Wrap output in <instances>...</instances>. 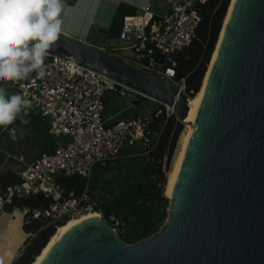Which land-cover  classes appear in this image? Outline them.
<instances>
[{"label": "water", "instance_id": "1", "mask_svg": "<svg viewBox=\"0 0 264 264\" xmlns=\"http://www.w3.org/2000/svg\"><path fill=\"white\" fill-rule=\"evenodd\" d=\"M232 1L192 124L191 99L175 83L60 34L50 54L96 69L132 99L142 96L174 110L166 175L181 135L194 126L158 233L129 245L102 216L88 219L65 233L41 264H264V0H235L224 29ZM164 59L156 56L155 70ZM17 122L8 135L14 142L24 132Z\"/></svg>", "mask_w": 264, "mask_h": 264}, {"label": "built area", "instance_id": "2", "mask_svg": "<svg viewBox=\"0 0 264 264\" xmlns=\"http://www.w3.org/2000/svg\"><path fill=\"white\" fill-rule=\"evenodd\" d=\"M205 3L206 0H189L176 4L170 14L161 18L155 17L150 7L126 17L120 39L128 45L120 50L130 52V56L117 55L118 49L109 54L129 65L149 69L186 92V81L176 80L179 61L174 58L177 54L181 57L197 38L202 18L196 6ZM158 54L165 59L161 69L155 70ZM147 59L150 60L148 66L144 64ZM45 73L42 79L33 72L24 80L0 83V88H12L28 101L16 121L38 112L49 121V135L65 143L51 153H42L24 167L19 182L0 193V212L14 200L42 196L52 204L48 209L35 210L33 218L49 220L57 232L68 221L96 212L87 191L80 197L72 194L66 197L58 178L81 177L89 181L97 165L116 161L126 148L133 149L139 144L142 150L139 156H150L161 139L160 133L152 131V124L163 111L157 110L152 118L121 120L108 126L104 118L105 98L110 93L126 96L118 89L120 84L67 55L49 54L45 59ZM163 108L168 119L175 117L172 108ZM14 123L4 127L2 132L14 135ZM109 221L112 227L120 223L115 217H110Z\"/></svg>", "mask_w": 264, "mask_h": 264}, {"label": "trees", "instance_id": "3", "mask_svg": "<svg viewBox=\"0 0 264 264\" xmlns=\"http://www.w3.org/2000/svg\"><path fill=\"white\" fill-rule=\"evenodd\" d=\"M230 3L231 0H206L204 5L196 6L202 21L197 38L179 59L176 78L177 81H186V93L190 99L200 93ZM162 109V114L154 118L152 124V131L161 134L160 143L150 156L127 155L124 150L118 160L97 165L89 181L81 177L62 176L57 180L66 197L70 194L80 197L87 191L96 212L107 223L110 224V217L118 219L120 223L115 228L121 240L129 245L158 233L168 217L170 201L165 196L168 184L163 164L176 119H168L165 109ZM155 114L152 112L153 117ZM19 179L14 172L0 175V193L19 182ZM51 204V200L34 196L14 200L4 210L9 213L14 209L26 211L24 232L32 236L24 243L13 264H34L56 234V228L49 220L33 218L35 210L48 209Z\"/></svg>", "mask_w": 264, "mask_h": 264}, {"label": "crops", "instance_id": "4", "mask_svg": "<svg viewBox=\"0 0 264 264\" xmlns=\"http://www.w3.org/2000/svg\"><path fill=\"white\" fill-rule=\"evenodd\" d=\"M188 1L62 0L61 33L81 40L86 44L104 49L108 53L118 49L117 55L129 57L130 52L120 50L128 45L120 39V31L126 17L137 14L145 7H150L155 17H165L170 14L174 5L184 4ZM0 89L7 95L18 94L9 87ZM112 94L123 98L117 93ZM112 94H108L105 98L104 118L108 126L114 125L121 120L152 118L153 109L147 111L141 108V104H133V102L140 100L139 97L132 99V104H127L124 107L125 103L117 104V97H115L116 95L112 97ZM139 102L141 103V101ZM148 113L151 117L148 116ZM22 120H27L28 123L25 124ZM17 123L24 131L23 137L18 142L10 140L7 133L3 134L2 132L4 127H0V175L6 172H14L19 177L24 167L33 163L42 153H51L59 144L65 143L64 140H59L49 135V121L38 112L34 111L29 116L20 117ZM141 151V146H139V149H125L127 155H129V152H134L138 153L135 155L139 156ZM18 214L22 215L19 216ZM26 214V211L18 209H14L12 213L6 211L0 213V232L2 233L0 234V264H13L20 255L21 250H23L24 243L31 239L32 236L24 232Z\"/></svg>", "mask_w": 264, "mask_h": 264}, {"label": "clouds", "instance_id": "5", "mask_svg": "<svg viewBox=\"0 0 264 264\" xmlns=\"http://www.w3.org/2000/svg\"><path fill=\"white\" fill-rule=\"evenodd\" d=\"M62 10V0H0V83L33 72L44 78L45 59L62 31ZM27 105L22 95L0 89V127L13 124Z\"/></svg>", "mask_w": 264, "mask_h": 264}, {"label": "bare ground", "instance_id": "6", "mask_svg": "<svg viewBox=\"0 0 264 264\" xmlns=\"http://www.w3.org/2000/svg\"><path fill=\"white\" fill-rule=\"evenodd\" d=\"M235 3V0L232 1V4H231V8H230V12L227 16V19L225 21V25H224V29L227 25V22H228V19H229V15L231 13V10L233 8V5ZM224 31V30H223ZM222 35H223V32H222ZM221 41V40H220ZM215 56H216V53L212 59V63L215 59ZM212 65V64H211ZM206 85V80L204 81V84H203V88L201 89L200 93L196 96V98H193L190 100V104H189V109H190V112H189V117H188V123L192 124L194 123L195 119H196V115L198 113V110H199V106H200V101H201V96H202V92H203V89ZM194 126V125H193ZM193 126H190V127H187L186 130L183 132V134L181 135V138H180V142H179V145L181 147V150L179 152V154L177 155L174 163H173V168H172V171L169 175V181H168V189H167V192H166V195L168 197H170L169 193H170V189H171V186L173 184V181H174V178H175V175H176V172H177V169L179 167V164H180V161L182 159V156H183V153L186 149V146L188 144V141L190 139V136H191V133H192V130H193ZM20 212V211H19ZM17 215V214H16ZM19 216L22 215V214H18ZM99 214L96 213V212H91V213H88L78 219H73V220H70L68 221L65 225H63L62 227L59 228V230L56 232V234L52 237L51 241L49 242V244L47 245V247L43 250L42 254L35 260L34 264H41L42 261L45 259L47 253L50 251V249L53 247V245L65 234L67 233L71 228H73L75 225L83 222V221H86L88 219H93V218H99ZM20 224V223H18ZM17 224V225H18ZM21 226V225H20ZM18 228V227H17ZM20 229V228H19ZM18 229V231H20ZM13 230V228H12ZM5 233V232H4ZM18 233V232H17ZM0 234H2L0 232ZM9 235V234H8ZM20 235V234H19ZM13 236V235H12ZM25 239V238H24ZM21 240V239H20ZM22 242V241H21ZM9 251V250H8ZM15 255V254H14Z\"/></svg>", "mask_w": 264, "mask_h": 264}, {"label": "rangeland", "instance_id": "7", "mask_svg": "<svg viewBox=\"0 0 264 264\" xmlns=\"http://www.w3.org/2000/svg\"><path fill=\"white\" fill-rule=\"evenodd\" d=\"M209 68V67H208ZM112 94V93H111ZM116 94H112L111 96L112 97H114ZM127 96V95H126ZM124 96L123 98H120V97H117V95L115 96V97H117L116 98V103L117 104H123V103H125L123 106L125 107L127 104L128 105H131L132 104V98L131 97H129V96ZM196 97V96H195ZM139 101H141V108L142 109H145V110H147V111H149V109H153V111L154 112H156V110H162L163 111V109H162V107L163 106H161L160 104H157V103H155V102H153V101H151V100H148V99H145V97H142V96H139ZM123 100H124V102H123ZM165 112V111H164ZM148 116L149 117H151V115L148 113ZM4 134V133H3ZM139 146H141L140 144L139 145H137L135 148H137V149H139ZM180 150H181V147H180V145H178V147H177V151H176V154H175V158H174V160H173V163H174V161H175V159H176V157H177V155L179 154V152H180ZM131 153L132 152H129V154L131 155ZM133 155L132 156H134L135 154H138V153H132ZM126 158H129V156H126ZM165 163V162H164ZM172 168H173V166H172ZM172 171V170H171ZM165 172V171H164ZM171 173V172H170ZM169 175L170 174H168V175H166L167 176V184H168V181H169ZM167 189H168V185H167ZM165 192H167V190L165 191ZM165 196H166V193H165ZM99 214V213H98Z\"/></svg>", "mask_w": 264, "mask_h": 264}]
</instances>
